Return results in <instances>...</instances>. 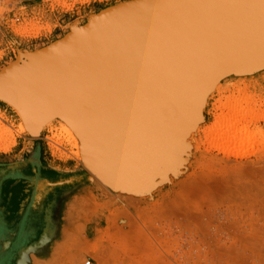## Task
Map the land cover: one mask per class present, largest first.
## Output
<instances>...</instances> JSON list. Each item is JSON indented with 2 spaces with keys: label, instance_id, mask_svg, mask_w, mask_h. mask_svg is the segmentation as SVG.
I'll use <instances>...</instances> for the list:
<instances>
[{
  "label": "rangeland",
  "instance_id": "1",
  "mask_svg": "<svg viewBox=\"0 0 264 264\" xmlns=\"http://www.w3.org/2000/svg\"><path fill=\"white\" fill-rule=\"evenodd\" d=\"M169 1H171V3ZM200 1L201 0H0V128L9 129V140L13 141V144L6 149L0 146V199H4V197L7 198V196L15 192V196H23L27 202L35 205L39 204L45 195L49 193L54 194L56 189L63 191L66 188V190L76 191V185H79V188L87 183L89 178L93 177L98 180L97 184L92 178L94 192L106 199L110 207L112 206L111 212H88L87 219L81 222L83 225H86L81 236H79L78 232L76 233V229L70 233V236L73 237L74 240L77 239L75 242H70V239L65 240L57 249L39 246L36 250H33L29 258L21 260V262L23 261L22 264H85L87 261H89V264H111V262L112 264H150L151 262V264H166L165 262L167 261V264H223L227 260L226 263L230 264L232 262L231 264H234L235 261H232L233 258L227 259V255L224 256L223 252L221 253L223 249L227 252L226 248H229V252V250L232 249L231 245L234 246L237 244V242L236 244L232 243L233 237L240 236L244 233V230L248 233L249 229H251V231L253 229L254 233L255 230L258 232L263 230L262 233L264 232V173H262V171H264V69L256 75H253V77L241 76L243 73H239L224 78L227 75H231L230 67L234 62L230 61L231 59H227L228 56L225 57L223 55L225 49L224 45L232 44V37L224 39L222 35L223 33L234 31L242 32L245 35L249 34V37H246L243 42V51L247 49L245 51L246 53L242 52V54H247L260 48L261 44L264 43L261 40V38H264V0ZM172 2L174 3L172 4ZM215 2H217V4ZM218 2H220V6ZM163 7H166V9L168 8L166 10L167 12ZM169 8H172L171 12H168V10H170ZM180 9L182 10L180 11ZM152 11L156 12V14L154 13L155 18H152V15H150ZM169 13H171V15ZM220 14L224 15H221V17ZM182 16H184V18L187 17L185 19L187 22L185 20V22L183 21L184 18ZM188 16H190V18ZM157 20H163V22L159 23ZM180 23L189 29L187 30L189 35L198 40L199 49L197 47V52H200L194 53V55H198L201 59H203L204 56L206 60L205 62L202 60L200 67H195L194 69L192 67L191 72H193V74L191 76L189 74V77L184 81L183 85L177 86V88L174 89V97L176 100L174 112L176 114V120L173 119L171 121L168 119V114L163 120H160L159 116H156L154 119L151 118L150 121L144 125L146 127L143 133H139L140 135L138 134L139 136H143V138L148 136L149 143L147 144L146 142L144 146L139 143L134 147L132 144H128L130 145L128 149L131 151L136 149L134 152L135 156L132 157V159H126L118 164L115 163L116 167H112L105 163L104 160L106 159L104 155L100 156L102 151L101 154L99 152V157L97 158V149L94 150L93 143H91V145L93 144L92 146L90 142L88 143L89 132L84 129L82 130L81 123L83 121H80L83 117L72 111V109L70 110L69 108L57 105L50 106L51 104H49L47 99H43L40 94H37L38 85H36L35 82H38L40 79L42 80L39 82H42L48 70L57 68L67 61L71 64L72 61L70 56L79 54L80 51L74 49L79 50L78 44L81 42L86 43V49L84 51H89V49L96 46H103L101 52L105 53L114 46V49L111 48L112 51L110 50L111 53L108 52L110 55L116 53V50L122 49V46H119V44L121 41L124 42L123 39L126 33H130L133 38H140L150 32L165 34V32L172 29L173 26V29L177 28L175 27L177 24L180 26ZM215 27L216 29L213 30ZM107 32L111 36L109 37L111 41L106 36L112 43V45L110 44V48V42H107L108 44L103 42V40L106 41L105 39H107L103 38L104 34ZM216 34H218V36ZM158 36L162 37V35ZM112 40L114 41L112 42ZM74 42L76 43L74 44ZM94 42H96L95 45H89ZM146 43L147 45H153L155 40L152 39ZM209 47L216 50V54L214 52H212V55L210 54L213 61L210 59V64L207 65V59L210 58L208 55L209 51L207 53L204 49H209ZM103 49L105 51H103ZM202 50L204 51L202 52ZM102 53L100 56L105 55ZM106 55L108 54L106 53ZM237 55H239V53H237ZM224 65L225 67L223 68ZM80 68L81 65L77 66V68L73 69L71 72L74 74ZM202 73L204 75H202ZM25 80L26 85L25 83L23 84ZM27 80H29V82ZM219 80L220 82L217 84L215 90L211 91L213 85ZM11 83L13 84L11 85ZM17 83L25 86H28L30 83L28 87L31 89L28 88L24 90V86L22 85V88L21 86L18 87L20 84ZM14 84L17 85L15 86ZM199 95L200 97H198ZM241 96L243 98L245 96V103L248 102V104L241 102ZM26 98L28 101H26ZM237 98L239 100L235 102ZM194 100H197V103L194 102ZM230 100L233 102L229 103ZM238 101L242 104L241 108L245 106L244 110L246 112V107H251L250 110L256 109L253 113V110L250 111L248 108L247 113L249 115H252V113L256 114L255 118H252L253 120H250L251 117L248 114V117L245 115L246 112L244 113L242 111L243 109L239 107L238 103L240 104V102ZM242 101L244 100L242 99ZM250 101H253L252 103L255 105L251 106L252 103ZM224 103H229V108H231V105L234 103L236 107L237 103L239 109H234L238 110L237 112H240V114L244 113V118L247 117L252 121L250 122L251 124L247 118L243 123L244 118H241L243 115H237V112L232 108L231 111L234 110V113L231 111L228 113V104L225 105V107L227 106L226 108L220 106V104L222 105ZM222 111L224 112L222 113ZM226 112L230 115V118L227 114L223 115ZM230 112L232 114L236 113L234 116L238 117L239 120H237L238 118L233 119L234 116L230 114ZM258 114L261 115L260 119ZM220 115H223V118H220ZM225 116L226 118H224ZM227 116L232 122L234 121L233 125L230 120H225ZM49 119H51V122L47 123V121H50ZM235 119L237 121H235ZM75 120L79 124H76ZM59 121L64 122L67 127L71 126L72 130L69 128L70 133L71 136L74 137L71 138V143H69V139L66 140L65 143L59 144V142H61L59 137L62 132L64 133V131L61 132L63 126ZM236 123L241 124L234 128V124ZM216 124L223 131L228 128L227 126H229V124L232 127L229 126L225 133L220 131V136L222 137H219V133L217 132L219 128L213 126ZM243 124L246 125L245 129ZM19 126L23 128V131H20ZM209 127H216V132L213 131V128L211 130ZM222 127L225 128L223 129ZM193 128L197 133L196 136ZM208 128L212 131H210V135L212 136L210 137L214 138L215 136L216 140H212L215 143L212 141V143L209 142L211 138L207 137L209 136V134H207V131H209ZM236 128L239 131L237 130V132H235ZM243 130H245V132ZM82 131H85V133ZM204 131L205 135L203 133ZM216 133L218 134L215 135ZM191 134L194 136L191 138L189 137V139L188 135L191 136ZM231 134L233 135L231 136ZM249 134H254L253 136L259 138L255 140V137H253L256 142L253 138L251 140L245 138V136L247 137ZM204 136H206L207 139H205L209 143L204 139ZM241 136L249 141L240 142L239 140L242 139ZM78 137L79 140L81 139L82 141H79ZM135 137L138 139L136 134ZM193 137H195L194 141L192 139ZM227 140L231 142H227ZM90 150L92 155L87 153V151ZM90 156L93 158L91 159ZM88 160L91 161L88 162ZM200 164H202V167ZM226 167L233 171L229 172V169ZM235 171H239V176ZM221 175L223 177H221ZM235 177H240V181L238 179L235 180L236 182L232 181ZM261 177L263 178L261 179ZM219 178L221 180L227 178V181H229L228 178H234L231 180L232 182H227V185H233V188H235L233 191L235 192L231 190V192H228L229 194L226 195L224 192L223 195V192L219 189L221 186V180ZM241 179L243 181H241ZM237 182L238 186L235 185ZM239 182L241 184L243 183V185L239 186ZM257 183L259 186H254ZM198 184H200V186H198ZM243 187L247 190L243 189ZM205 188L206 191L204 192L203 190H205ZM87 189L89 188L85 186L84 191H87ZM198 190L203 192H198ZM203 193L204 195L201 196ZM206 194L207 197H205ZM131 196L133 198H131ZM181 196L184 197L181 198ZM244 199L247 200V202ZM184 203L186 205H184ZM203 203L204 207H201ZM205 206H207V208ZM181 210H183V212ZM189 213H191V216ZM193 214L195 218H193ZM129 220L131 221L129 222ZM132 220L134 221L132 222ZM189 220H191V222H189ZM235 222L238 223L236 224ZM129 224H132L131 227ZM135 226L138 227L135 229ZM258 227H261V229ZM119 231L122 234L126 232L128 234L121 235ZM5 233L6 230H4L2 235ZM239 233L240 235H238ZM74 234L77 238L74 237ZM117 234L120 235L117 236ZM135 234L136 236L139 235L140 238H137ZM216 234L219 236H216ZM256 234L258 233L256 232ZM110 235H113V237L116 236L117 238L121 236L124 241L131 236L129 238L130 240L128 239L129 241H125L127 243H125V246H129V244L133 242L131 240L136 239L137 242L134 241L135 243L133 242V246L130 244V247L126 248L124 247L123 239H113ZM124 236L126 237L124 238ZM256 236H253V238L255 237L257 239L256 241L254 240L255 238L253 239L256 245L253 240H249L250 242L247 241V243L245 242V246L243 245L245 249L248 243L251 242L254 243L253 245L251 243V245H255V248L263 247L262 249H264L262 244L257 246V242L261 236ZM96 237L98 239L97 243L102 245L105 251H107L108 248V255L111 253L115 255V258H112L110 262H108V259L113 256L112 254L111 257L109 256L110 258H108L105 253L99 257L96 251H94L95 248L92 247L93 244L88 242ZM143 237H145L146 240H143ZM263 237L262 239L260 238V241L264 243ZM150 239L152 241H150ZM117 240L123 243L122 246L118 242L121 249L116 243ZM5 243L6 240L4 238L1 239L0 233V264H3L8 250L4 247ZM111 244L114 245V248L111 247ZM144 245L146 250L142 248ZM148 245L150 251L147 250V248H149ZM251 245L249 244V247ZM249 247H247L245 251L248 256H250L249 254L253 249L251 247V251H248ZM135 248L138 250L136 251L137 253H133ZM259 248L258 252L254 249L253 253L260 254L264 251ZM122 252L125 255L121 254ZM217 253H221L219 255L222 258ZM105 255L107 256L106 261ZM139 255L144 256L140 257ZM216 255H218L219 258H217ZM261 255L264 257L262 253ZM145 257L146 259H143ZM252 257L253 260L248 258L249 261H252V264H257V262H259L256 260L257 258L251 255L250 258L252 259ZM213 259L215 260L213 261ZM219 259H224L226 261L223 260L222 262ZM135 260L136 262H134ZM145 260L147 263H145ZM242 260L236 263H250L244 260L242 262ZM260 260L262 259L260 258Z\"/></svg>",
  "mask_w": 264,
  "mask_h": 264
},
{
  "label": "bare ground",
  "instance_id": "2",
  "mask_svg": "<svg viewBox=\"0 0 264 264\" xmlns=\"http://www.w3.org/2000/svg\"><path fill=\"white\" fill-rule=\"evenodd\" d=\"M175 1V0H174ZM179 1V0H178ZM189 1V0H188ZM202 1V0H201ZM200 1V2H201ZM216 1H218V0H216ZM231 1V0H230ZM251 1V0H250ZM170 3H171V1H169ZM168 2V3H169ZM182 2V1H181ZM199 2V3H200ZM209 2H210V0H209ZM209 2H208V4H209ZM228 2V1H227ZM226 2V3H227ZM174 2H172V4H173ZM192 3H194V2H192ZM216 4H217V2H215ZM220 2H218V5L220 6V4H219ZM223 3V2H222ZM171 4V5H172ZM177 4V3H176ZM175 4V5H176ZM190 4H191V2H190ZM208 4H207V6H208ZM167 5V4H166ZM165 5V6H166ZM170 5V6H171ZM186 5V4H185ZM211 5V4H210ZM213 5H214V3H213ZM248 5V4H247ZM175 7V6H174ZM163 8H165V11L168 9H166V7H163ZM172 8H173V6H172ZM172 8L170 9V10H168V12L170 11H172ZM213 8V7H212ZM222 8V7H221ZM174 9V8H173ZM183 9V8H182ZM182 9H180V11L182 10ZM226 9V8H225ZM154 10V9H153ZM157 10H158V7H157ZM156 10V11H157ZM175 11V10H174ZM167 12V11H166ZM185 12V11H184ZM205 12V11H204ZM204 12H203V14H204ZM207 12H208V9H207ZM225 12V11H224ZM243 12V11H242ZM153 13V14H152ZM154 13L156 14V12H151V14L150 15H152V18L154 17ZM175 13V12H174ZM127 14V13H126ZM126 14H124V15H126ZM136 14V13H135ZM170 15H171V13H169ZM178 14V13H177ZM185 14V13H184ZM207 14V13H206ZM210 14V13H209ZM244 14V13H243ZM133 15V14H132ZM173 15V14H172ZM175 15V14H174ZM179 15V14H178ZM221 15H224V14H220V16ZM235 15V14H234ZM239 15V14H238ZM130 16H131V14H130ZM158 16V15H157ZM204 16V15H203ZM179 17V16H178ZM183 18H184V16H182ZM189 18H190V16H188ZM222 17V16H221ZM232 17V16H231ZM243 17V16H242ZM139 18V17H138ZM155 18V17H154ZM173 18V17H172ZM172 18H171V20H172ZM182 18V19H183ZM187 18V17H186ZM186 18H184L183 19V21L186 19ZM188 18V19H189ZM256 18V17H255ZM156 19H158V18H156ZM187 19V20H188ZM232 19V18H231ZM255 20V19H254ZM158 21V20H157ZM182 21V22H183ZM186 21V20H185ZM184 21V22H185ZM159 23L160 22H163V20H160V21H158ZM181 22V23H182ZM187 22V21H186ZM201 22V21H200ZM181 23H180V26H178L179 24H177L175 27H177V28H175V29H173L174 28V26H173V28L172 29H170V30H167V32H165V30H164V32H165V34H158V33H156V32H150V33H147V34H145V35H143L142 37H140V38H133L132 36H131V34L129 33H126L125 35H124V42H122L121 41V43L119 44V46L121 45L122 46V49L120 50V49H118V50H116V51H113V52H116V53H114V54H110L109 55V53H111L110 52V50H111V48H113V47H111L110 48V44L112 45V43L110 42L111 41V39L109 38V37H111L110 36V34H108V32L107 33H105L104 34V36H103V38H109V40H108V38L107 39H105L106 41H104L103 40V42H110L109 43V48H110V50L107 52H103L105 55H106V53L108 54V55H101L100 56V54L102 53L101 52V50H102V47L101 46H96V47H93V48H91V49H89V51H84L85 49H86V43H84V42H81L80 44H78V49L79 50H77V49H74V50H76V51H80L79 52V54H75L74 56H70L71 57V64H69L70 62H65V63H63V65H61V66H59V67H57V68H52V69H50V70H48L46 73H45V76H44V78H43V81L42 82H39V81H41L42 79H38L37 81L38 82H35L36 83V85H38V92H37V94L39 95H41V97L43 98V99H47L48 100V102H49V104H51L50 106H52V105H57V106H62V107H66V108H69L70 110L72 109V111H74L75 113H77V114H79L81 117H83L84 118V123H85V125L86 126H88L87 127V129L89 130V135H88V143L90 142V145H91V143H93L92 145L94 146V150H96L97 149V158L99 157L98 155H99V152H100V154H101V151H102V154L100 155V156H102V155H104V158L107 160H104L105 161V163L106 164H108V165H110V166H112V167H116V165H115V163L116 164H118V163H120V162H122V161H125L126 159L128 160V159H132V157H134L135 156V150L134 151H131L130 149H128L129 148V146L130 145H128V144H132V146L134 147V146H136L137 144H142V146H144L145 145V143L147 142V144L149 143V140H148V136H145L144 138H143V136H139L141 133H143V131L145 130V127L146 126H144L145 124H147V122H149L150 121V119L152 118V119H154L156 116H159V119L160 120H163L165 117H166V115H167V117H168V119H170L171 121L173 120V119H175L176 120V114H175V112H174V110H175V92H174V89H176L177 88V86L179 87V86H181V85H183V83H184V81L185 80H187V78L189 77V74H190V76L193 74V72H191V69H192V67H193V69L195 68V67H200L201 65H200V63H202V60H203V62H205V58H204V56H203V59H201L198 55H194V53H199V52H197V47H198V49H199V45H198V40L195 38V37H193V36H191V35H189L188 34V31L187 30H189V29H187V27H185V26H183V25H181ZM192 23V22H191ZM191 23H190V25H191ZM232 23V22H231ZM247 23V22H246ZM215 24H216V22H215ZM218 25V24H217ZM247 25H248V23H247ZM192 26V25H191ZM221 28H222V26H221ZM102 29V28H101ZM100 29V30H101ZM214 29H216V27L215 28H213V30ZM102 31V30H101ZM100 31V32H101ZM104 33V32H103ZM191 33V32H190ZM192 34V33H191ZM194 34V33H193ZM158 35H162V37H159ZM195 35V34H194ZM217 36H218V34H216ZM223 35V38L224 39H228L229 37H232L231 39H232V44H230V45H228V44H225L224 45V52H223V55L225 56V57H227V59H231L230 61H233L235 64L239 61V60H241L242 59V57H244V56H247L249 53H247V54H242V52H244V53H246L245 51L247 50H245V51H243V42H244V40H245V38L246 37H249V34L248 35H245L244 33H242V32H236V31H234V32H229V33H223L222 34ZM107 36V37H106ZM102 37V36H101ZM155 40V43L153 44V45H151V44H149V45H147V43L146 42H148V41H150V40ZM262 39V38H261ZM108 40V41H107ZM122 40V39H121ZM257 40V39H256ZM114 40H112V42H113ZM216 41V40H215ZM97 42H100V41H97ZM76 42H74V44H75ZM95 43L96 42H94V43H91V44H89V45H95ZM107 43V44H108ZM117 43H119V42H117ZM258 43V42H257ZM261 43V42H260ZM215 44V43H214ZM256 44V43H255ZM212 46V45H211ZM261 46H263L262 44H261ZM260 46V47H261ZM91 47V46H90ZM107 47V46H106ZM105 47V48H106ZM116 47H118V46H116ZM115 47V48H116ZM255 47H257V46H255ZM107 49V48H106ZM114 49V48H113ZM253 49H254V46H253ZM260 49V48H259ZM263 49V48H262ZM196 50V51H195ZM205 50V52H207L208 53V51H209V53H208V55H209V57H210V54L212 55V52H214L215 53V51L216 50H213V48L212 47H209V49H204ZM204 50H202V52L204 51ZM261 50V49H260ZM103 51H105L104 49H103ZM112 51V50H111ZM218 51V50H217ZM256 51V50H255ZM259 51V50H258ZM262 51V50H261ZM261 51H259V52H261ZM250 52V51H249ZM263 52H264V50H263ZM102 53V54H103ZM220 53V52H219ZM237 53H239V55H237ZM251 53V52H250ZM258 53V52H257ZM216 54V53H215ZM261 54V53H260ZM251 55H252V53H251ZM263 55H264V53H263ZM262 54H261V56H263ZM215 56V55H214ZM233 56H234V58H233ZM249 56V55H248ZM67 57H68V55H67ZM258 57H259V55H258ZM69 58V57H68ZM251 58V57H250ZM255 58H257V56L255 57ZM254 58V59H255ZM260 58V57H259ZM210 59H211V57L209 58V59H207V65H209L210 63ZM249 59V58H248ZM253 59V58H252ZM251 59V60H252ZM247 60V59H246ZM70 61V60H69ZM211 61H213L212 59H211ZM242 61V60H241ZM247 61H249V60H247ZM222 62V61H221ZM250 62H252V61H250ZM229 63V62H228ZM239 63H240V61H239ZM247 63V62H246ZM45 65H46V63H45ZM44 65V66H45ZM79 65H81V68L80 69H78V71L77 72H75L74 74L71 72V71H73V69H75V68H77V66H79ZM83 66V67H82ZM244 66V65H243ZM245 66H247V65H245ZM262 66V65H261ZM225 67V65L223 66V68ZM240 67H242V66H240ZM256 67V66H255ZM237 68V67H236ZM239 68V67H238ZM232 69H234V68H232ZM232 69H231V73H232ZM243 69V68H242ZM221 70V69H220ZM219 70V71H220ZM240 70V69H239ZM238 70V71H239ZM74 71H76V70H74ZM191 72V73H190ZM217 72V71H216ZM221 72V71H220ZM241 72V71H240ZM204 73V72H203ZM202 73V75H204ZM228 73H230V72H228ZM235 73V72H234ZM237 73V72H236ZM239 73V72H238ZM22 76V75H21ZM230 75H227V76H225L224 78H228ZM17 77V76H16ZM203 77V76H202ZM28 82H29V80H27ZM32 81V80H31ZM31 81H30V83H31ZM23 82V81H22ZM21 82V83H22ZM33 82V81H32ZM188 82V81H187ZM213 82V81H212ZM220 82V80L217 82V83H215V85H213V87L211 88V91L212 90H215V88H216V86H217V84ZM25 83V85H26V80L23 82V84ZM30 83H29V85H30ZM182 83V84H181ZM197 83V82H196ZM13 83H11V85H12ZM17 84H20V83H17ZM16 84V85H17ZM22 84V85H23ZM32 84H34V83H32ZM178 84H180V85H178ZM15 85V84H14ZM15 85V86H16ZM22 85L20 84V85H18V87L19 86H21V88H22ZM25 85H23L24 86V90H27L29 87V85L28 86H25ZM18 87H15L16 89L18 88ZM27 87V88H26ZM31 87V86H30ZM220 88H221V86H220ZM18 89H20V88H18ZM29 89H31V88H29ZM218 89V88H217ZM21 90V89H20ZM211 91H209V92H211ZM201 92V91H200ZM17 93V92H16ZM199 93V92H198ZM24 94H26V93H24ZM34 94V93H33ZM28 95V94H27ZM26 96V95H25ZM29 96V95H28ZM191 97V96H190ZM198 97H200V95L198 96ZM197 97V98H198ZM242 97V96H241ZM201 98H202V96H201ZM201 98H199V99H201ZM209 98H210V96H209ZM238 98H239V95H238ZM236 99V101H235V99H234V101L235 102H237V100H239V99ZM248 98V97H247ZM246 98V99H247ZM1 99V98H0ZM27 99V98H26ZM42 99V100H43ZM199 99H198V101H199ZM241 99V102L243 103H245V96H244V98L242 97V98H240ZM242 99L244 100V101H242ZM226 100V99H225ZM233 100V99H232ZM250 100H251V98H250ZM252 100H253V98H252ZM5 101V100H4ZM26 101H28V99L26 100ZM30 101V100H29ZM182 101V100H181ZM197 101V100H196ZM195 100H194V102H196ZM228 101H229V99H228ZM248 101V100H247ZM254 101V100H253ZM252 101V102H253ZM39 102H41V101H39ZM233 101H231L230 100V102L229 103H232ZM238 102H240V101H238ZM241 102H240V104L238 103V105H239V107L241 108ZM251 102V101H250ZM251 102V103H252ZM9 103H12V102H9ZM197 103V102H196ZM229 103H226V104H228L226 107H227V109L229 108ZM254 103H255V101H254ZM254 103H252L251 104V106L253 105H255ZM31 104V103H30ZM215 104V103H214ZM225 103L224 104H220V106H224L225 107V105H226ZM245 104H248V102H246ZM250 104V103H249ZM12 105V104H11ZM44 105V104H43ZM231 105V104H230ZM237 105V103H236V107H235V103L233 104V105H231L232 107V109H234V108H238L239 109V107H237L238 106ZM15 106V105H14ZM42 106V105H41ZM234 106V107H233ZM225 107V108H226ZM14 108V107H13ZM30 108V107H29ZM43 108V107H42ZM61 108V107H60ZM231 108H229L228 110H227V112L229 113V111H231L232 109ZM244 108H245V106L244 107H242L241 109H243L242 111L245 113L246 111L244 110ZM247 109V112H248V108H249V110H250V108L251 107H246ZM32 109V108H31ZM217 109V108H216ZM241 109H240V111H241ZM224 110V109H223ZM226 110V109H225ZM235 110V109H234ZM234 110L233 111H231L232 113H234ZM253 110V109H252ZM252 110H250V111H252ZM254 110H256V109H254ZM254 110L252 111L253 113H254ZM31 111V110H30ZM238 110H235V112H237ZM258 111V110H257ZM32 112H35V111H32ZM224 111H222V113H223ZM224 113L223 115H225V114H227L228 115V113ZM230 112V114H232ZM245 113V115L247 116V114L248 113ZM252 112H249V113H252ZM72 113V112H71ZM221 113V114H222ZM244 113L243 114H240V112H237V115L238 114H240V115H243L241 118L243 119L244 118ZM252 113V115H249L251 118H250V120H253L252 118L254 117L255 118V115L256 114H253ZM258 113V112H257ZM236 114V113H235ZM235 114H232L233 116L235 115ZM223 115H220V118H223L222 116ZM231 115V116H232ZM239 115V116H240ZM254 115V116H253ZM259 115V119H260V114H258ZM55 116V115H54ZM229 116V118H230V115H228ZM228 116H227V119H225V120H230V119H228ZM263 116V115H262ZM61 117V116H60ZM248 117V116H247ZM247 117H245L244 119H243V123L245 122V119L247 118ZM257 117V116H256ZM79 118V117H78ZM215 118V117H214ZM224 118H226V116L224 117ZM234 118H238V117H233V119ZM241 118H240V120H241ZM248 119V118H247ZM246 119V120H247ZM256 119H258V118H256ZM256 119H255V121H256ZM50 121H47V123L48 122H51V119H49ZM54 120V119H53ZM63 120V119H62ZM221 120V119H220ZM224 120V121H225ZM237 120H239V118L237 119ZM236 119H235V121H237ZM249 120V119H248ZM249 120V123L250 122H252V121H250ZM61 121V120H60ZM59 121V122H60ZM76 121V120H75ZM217 122V121H216ZM227 122V121H226ZM229 122V121H228ZM230 122H231V124L233 125V122H232V120H230ZM61 124H62V130H61V132L62 131H64V133L62 132L61 133V136L59 137V139L61 140V142H59V144L61 143V144H63V143H65L66 142V140H69L70 139V142L69 143H71L72 142V140H71V138H74V137H72L71 136V133H70V129L72 130V128H71V126H69V127H67L66 126V124L64 123V122H60ZM225 123V122H224ZM246 123H247V121H246ZM76 124H79V123H77V121H76ZM241 123H236V124H234L235 126H234V128L237 126V125H240ZM251 124V123H250ZM199 125V124H198ZM244 125V124H243ZM243 125H241V126H243ZM82 126V125H81ZM213 126H216L217 128H219L218 126H217V124L216 125H213ZM221 126V125H220ZM224 126V125H223ZM226 126V125H225ZM229 126H231L230 124H229ZM229 126H227L228 128H229ZM245 126L246 125H244L243 127H244V129H245ZM20 127V126H19ZM78 127H79V125H78ZM216 127H209L211 130H212V128H213V131H215V128ZM226 127V128H227ZM232 127V126H231ZM240 127V126H239ZM239 127H237V128H239ZM70 128V129H69ZM195 128V127H194ZM193 128V129H194ZM200 128V127H199ZM207 128V127H206ZM208 128V129H209ZM216 128V129H217ZM223 128V127H222ZM225 128V127H224ZM223 128V129H224ZM228 128L227 129H225V131H223L222 129H217L218 131V133H219V137H222V136H220V131L221 132H226V130H228ZM236 128V131L235 132H237V129ZM84 128H82V130H83ZM192 129V130H193ZM196 129V128H195ZM195 129H194V132H195ZM209 129V131H207V134H209V136H207V137H210L211 135H210V130ZM231 129V128H230ZM41 130V129H40ZM85 130V129H84ZM247 130H248V128H247ZM246 130V131H247ZM20 131H23V128L22 127H20ZM239 131V130H238ZM244 132H245V130H243ZM74 132V131H73ZM83 132V131H82ZM190 132V131H189ZM188 132V133H189ZM212 132V131H211ZM216 132V131H215ZM251 132V131H250ZM255 132V131H254ZM257 132V131H256ZM260 132H261V130H260ZM21 133V132H20ZM70 133V134H69ZM74 133H76V132H74ZM83 133H85V131L83 132ZM140 133V134H139ZM191 133V132H190ZM204 133V135H205V131L203 132ZM214 133V132H213ZM218 133H216L215 135H217ZM231 133H233V132H231ZM249 133V132H248ZM252 133V132H251ZM10 134V131H9V129L8 130H6L5 128H0V146L1 147H3L4 149H6V148H8L11 144H13V141L11 140H9V135ZM135 134H136V136H137V138L138 139H136V137H135ZM139 134V135H138ZM196 132H195V136H196ZM229 134V133H228ZM234 134V133H233ZM233 134H231V136L233 135ZM236 134V133H235ZM240 134V133H239ZM256 134V133H255ZM12 135V134H11ZM254 134H249V135H247V137L245 136V138H247V139H249V140H251L253 137H255V136H253ZM261 135V134H260ZM13 136V135H12ZM192 136H194V135H192L191 134V136H189L188 135V138L190 137H192ZM206 136H204V139L206 138ZM239 136V135H238ZM249 136V137H248ZM252 136V137H251ZM259 136V135H258ZM66 137H67V139H66ZM212 137V136H211ZM210 137V138H211ZM242 137V136H241ZM8 138V139H7ZM12 138V137H11ZM187 138V137H186ZM185 138V139H186ZM189 138V139H190ZM194 138L195 137H193L192 139H193V141H194ZM228 138H230V137H228ZM243 138L244 137H242V141L241 140H239L238 138V140L240 141V142H248L249 140H246L245 138H244V140H243ZM259 137H255V140L256 139H258ZM14 139V138H13ZM207 139V138H206ZM205 139V140H206ZM209 139V138H208ZM222 139V138H221ZM220 139V140H221ZM76 140V139H75ZM78 140H79V137H78ZM183 140V139H182ZM212 140H216L215 139V136H214V138H211V140L209 139V142H211ZM218 140H219V138H218ZM253 140H254V138H253ZM254 140V141H255ZM79 141H82L81 139L79 140ZM187 141V140H186ZM207 141V140H206ZM226 141V140H225ZM228 141H230V140H227V142ZM253 141V142H254ZM258 141V140H257ZM74 142H76V141H74ZM208 141H207V143H209ZM212 142H214V141H212ZM211 142V143H212ZM231 142V141H230ZM256 142V141H255ZM259 142V141H258ZM57 143V142H56ZM79 143V142H78ZM191 143V142H190ZM206 143V144H207ZM215 143V142H214ZM236 143V142H235ZM58 144V145H59ZM75 144H77V143H75ZM84 144H86V143H84ZM230 144H232V143H230ZM242 144H245V143H242ZM74 145V144H73ZM82 145V144H81ZM88 145V144H87ZM91 145V146H92ZM210 145V144H209ZM83 146V145H82ZM81 146V147H82ZM86 146V145H85ZM57 147V146H56ZM168 147V146H167ZM216 147V146H215ZM220 147V146H219ZM92 148V147H91ZM207 148V147H206ZM217 148V147H216ZM225 148V147H224ZM81 150H82V148H81ZM89 150V149H88ZM94 150H93V152H94ZM204 150H206V149H204ZM226 150V149H225ZM241 150V149H240ZM260 150V149H259ZM224 151V150H223ZM242 151V150H241ZM82 152V151H81ZM91 152V150L90 151H87V153L89 154ZM225 152V151H224ZM229 152V151H228ZM227 152V153H228ZM246 152V151H245ZM250 152V151H249ZM85 153H86V149H85ZM92 153V152H91ZM90 153V155H92ZM170 153H171V151H170ZM219 153V152H218ZM165 154V153H164ZM228 154H230V153H228ZM227 154V155H228ZM233 154V153H232ZM85 155V154H84ZM168 156V155H167ZM91 157V156H90ZM89 157V158H90ZM202 157V156H201ZM82 158V157H81ZM93 157H91V159H92ZM102 159V158H101ZM91 160H88V162H90ZM212 161V160H211ZM84 162H85V158H84ZM87 162V163H88ZM213 163V162H212ZM214 164V163H213ZM201 165V167H202V164H200ZM206 165V164H205ZM216 165H218V164H216ZM230 166V165H229ZM239 166V165H238ZM237 166V167H238ZM89 167V166H88ZM207 167V166H206ZM231 167V166H230ZM248 167V166H247ZM259 167H261V166H259ZM225 168V167H224ZM223 168V169H224ZM226 168H228V167H226ZM232 168V167H231ZM243 168V167H242ZM263 168V167H262ZM91 169V168H90ZM209 169V168H208ZM222 169V168H221ZM229 169V168H228ZM245 169V168H244ZM243 169V170H244ZM211 170H212V168H211ZM211 170H209V171H211ZM215 170H216V168H215ZM249 170V169H248ZM213 171V170H212ZM221 171V170H220ZM224 171V170H223ZM230 171H233V170H231V169H229V172ZM198 172V171H197ZM222 172V171H221ZM225 172V171H224ZM228 172V171H227ZM236 172V171H235ZM234 172V173H235ZM239 172V171H238ZM238 172H236L237 173V175H238ZM242 172H244V171H242ZM242 172H241V174H242ZM91 173V172H90ZM114 173V172H113ZM210 173V172H209ZM259 173V172H258ZM262 173H264V171H262ZM93 174V173H92ZM211 174H212V172H211ZM225 174V173H224ZM240 174V173H239ZM260 175H262L261 173H259ZM108 175V174H107ZM190 175V174H189ZM257 175V174H256ZM93 176V175H92ZM97 176V175H96ZM217 176V175H216ZM218 176H219V174H218ZM239 176V175H238ZM246 176V175H245ZM247 176H250V175H247ZM98 177V176H97ZM191 177V176H190ZM207 177V176H206ZM214 177V176H213ZM221 177H223L222 175H221ZM252 177V176H251ZM93 178V177H92ZM192 178V177H191ZM210 178H211V176H210ZM210 178H209V181H210ZM242 178V177H241ZM263 177H261V179H262ZM199 179V178H198ZM207 179H208V177H207ZM212 179V178H211ZM220 179V178H219ZM225 179V178H224ZM227 179V178H226ZM221 180V186L219 187V189L223 192L222 194L224 195V192H225V194L227 195V194H229L228 192L230 191L231 192V190L233 191L235 188H233V185H227L232 179H234V178H228V180L229 181H227V180ZM239 180L240 179V177L238 178H236L235 177V179L234 180H232V181H235V180ZM247 179H249V178H247ZM251 179V178H250ZM93 180L97 183V179L96 178H93ZM202 180V179H201ZM254 180H255V178H254ZM205 181V180H204ZM231 181V182H232ZM240 181V180H239ZM241 181H243L242 179H241ZM228 182V183H227ZM236 182V181H235ZM205 183V182H204ZM98 184V183H97ZM207 184H209V183H207ZM238 184V182L237 183H235V185H237ZM239 186H241V185H243V183L241 184L240 182H239ZM96 185V184H95ZM101 185V184H100ZM99 185V186H100ZM234 185V186H235ZM258 185V183L256 184V185H254V186H257ZM98 186V185H97ZM98 186V187H99ZM198 186H200V184H198ZM207 186V185H206ZM238 186V185H237ZM245 186H246V184H245ZM250 186V185H249ZM259 186V185H258ZM101 187V186H100ZM193 187V186H192ZM202 187V186H201ZM236 187V186H235ZM263 187V186H262ZM261 187V188H262ZM187 188V187H186ZM189 188V187H188ZM197 188V187H196ZM203 188H204V186H203ZM242 188V187H241ZM258 188V187H257ZM198 189V188H197ZM201 189V188H200ZM199 189V190H200ZM243 189H246V188H244L243 187ZM251 189V188H250ZM254 189V188H253ZM264 189V188H263ZM112 190V189H111ZM198 190V192H205L206 191V188H205V190H203V191H199ZM208 190H209V188H208ZM208 190H207V192H208ZM247 190V189H246ZM190 191V190H189ZM261 191H263V190H261ZM233 192H235V191H233ZM219 193V192H218ZM221 193V192H220ZM252 193V192H251ZM176 194V193H175ZM192 194V193H191ZM194 194H195V191H194ZM221 194V195H222ZM241 194V193H240ZM254 194V193H253ZM179 195V194H178ZM187 195V194H186ZM202 195H204V193L203 194H201V196ZM260 195V194H259ZM175 196V195H174ZM200 196V195H199ZM210 196H211V194H210ZM246 196V195H245ZM251 196V195H250ZM170 197V196H169ZM177 197V196H176ZM184 197V196H183ZM182 196H181V198H183ZM205 197H207V194H206V196ZM223 197V196H222ZM229 197V196H228ZM248 197V196H247ZM131 198H133L132 196H131ZM177 198H179V197H177ZM176 198V199H177ZM209 198V197H208ZM251 198H253V197H251ZM185 199H186V197H185ZM203 199V198H202ZM201 199V200H202ZM233 199V198H232ZM175 200V199H174ZM180 200V199H179ZM184 200V199H183ZM197 200V199H196ZM204 200V199H203ZM213 200H215V199H213ZM245 200V199H244ZM106 201V200H105ZM105 201H103V202H105ZM177 201V200H176ZM181 201V200H180ZM234 201V200H233ZM246 202H247V200H245ZM175 202V201H174ZM186 202V201H185ZM199 202V201H198ZM205 202V201H204ZM212 202V201H211ZM249 202V201H248ZM106 203V202H105ZM187 203V202H186ZM200 203V202H199ZM205 203H207V202H205ZM209 203V202H208ZM189 204V203H188ZM211 204V203H210ZM232 204H233V202H232ZM246 204V203H245ZM244 204V205H245ZM253 204H254V202H253ZM178 205V204H177ZM184 205H186L185 203H184ZM204 205V203L202 204V206L201 207H204L203 206ZM212 205V204H211ZM248 205H250V204H248ZM261 205V204H260ZM174 206V205H173ZM175 206H176V204H175ZM198 206V205H197ZM210 206V205H209ZM208 206V207H209ZM246 206V205H245ZM100 206H98V208H99ZM206 208H207V206H205ZM217 207V206H216ZM230 207V206H229ZM174 208V207H173ZM199 208V207H198ZM234 208H235V206H234ZM261 208V207H260ZM177 209V208H176ZM184 209V208H183ZM202 209V208H201ZM263 209V208H262ZM171 210V209H170ZM159 211V210H158ZM172 211V210H171ZM180 211V210H179ZM182 212H183V210H181ZM163 212V211H162ZM159 213V212H158ZM165 213V212H164ZM180 213V212H179ZM264 213V212H263ZM262 213V214H263ZM126 214V213H125ZM162 214V213H161ZM166 214V213H165ZM171 214V213H170ZM169 214V215H170ZM92 215V214H91ZM173 215V214H172ZM189 215L191 216V213H189ZM162 216V215H161ZM168 216V215H167ZM185 216V215H184ZM192 216H194V214L192 215ZM164 217H165V215H164ZM164 217H163V220H164ZM175 217V216H174ZM262 217V216H261ZM129 218V217H128ZM179 218V217H178ZM193 218H195V216L193 217ZM186 219H187V217H186ZM185 219V220H186ZM189 219V218H188ZM192 219V218H191ZM199 219V218H198ZM86 220V219H85ZM146 220V219H145ZM177 220V219H176ZM201 220V219H200ZM251 220V219H250ZM258 220V219H257ZM131 220H129V222H130ZM134 220H132V222H133ZM144 221V220H143ZM152 221V220H151ZM260 221V220H259ZM145 222V221H144ZM183 222V221H182ZM189 222H191V220H189ZM188 222V223H189ZM241 222V221H240ZM137 223V222H136ZM152 223V222H151ZM202 223V222H201ZM233 223V222H232ZM236 223V222H235ZM238 223V222H237ZM236 223V224H237ZM254 223V222H253ZM259 223V222H258ZM124 224V223H123ZM149 224V223H148ZM247 224H248V222H247ZM127 225V224H126ZM126 225H124V226H126ZM132 225V224H131ZM131 225L129 224V226L131 227ZM136 225V224H135ZM190 225V224H189ZM231 225H233V224H231ZM252 225V224H251ZM250 225V226H251ZM254 225V224H253ZM257 225V224H256ZM261 225V224H260ZM150 226H151V224H150ZM188 226V225H187ZM208 226V225H207ZM238 226H240V225H238ZM250 226H249V228H250ZM255 226V225H254ZM132 227H134V226H132ZM136 227H138V226H135V229H136ZM139 227H140V224H139ZM180 227V226H179ZM223 227V226H222ZM242 227V226H241ZM256 227V226H255ZM121 228V227H120ZM216 228V227H215ZM248 228V227H247ZM246 228V229H247ZM252 228V227H251ZM258 228H260L261 229V227H258ZM118 229V228H117ZM131 229V228H130ZM134 229V228H133ZM140 229V228H139ZM184 229H185V227H184ZM188 229V228H187ZM217 229V228H216ZM118 231V230H117ZM155 231H157V230H155ZM155 231H154V233H155ZM217 231V230H216ZM263 231V230H262ZM262 231L260 232H258L257 230H255V233H254V231H253V229H252V231H251V229H249V232L247 233V232H245V230H244V233L243 234H241L240 235V233L238 234V235H240V236H235V237H233V241H232V243H234V244H236V242H237V244L236 245H231V248L233 249V247H234V249L232 250V249H230L229 250V252H228V249L226 248V251L227 252H225V249H223V251H221V253L223 252V255L224 256H226L227 257V259H229V258H233L232 259V261L234 260L235 261V263L234 264H238L239 263V261L240 260H244V261H249V259L250 260H253V257H252V259L250 258L251 257V255L252 256H254L255 258H257L256 260L257 261H259V262H257V264H264V257H262V255H261V253L264 255V251L263 252H261V250H264V249H262L263 247L262 246H264L263 244V242H261L260 240L262 239V237H263V235H264V232L262 233ZM123 232H126V231H123ZM142 232V231H141ZM208 232V231H207ZM213 232V231H212ZM232 232V231H231ZM239 232V231H238ZM256 232L258 233V234H256ZM109 233V232H108ZM119 233H121L120 231H119ZM157 233V232H156ZM178 233V232H177ZM260 233V234H259ZM125 234H128L127 232L126 233H121V235H125ZM131 234V233H130ZM203 234V233H202ZM215 234V233H214ZM120 235V234H119ZM118 234H117V236H119ZM132 235V234H131ZM185 235V234H184ZM218 234H216V236H217ZM231 235V234H230ZM256 236V237H258L259 235L261 236H259L260 238H259V240H258V245L257 246H259V245H261L262 244V248H259V247H257V248H255V245H256V243L254 242V240L256 241L257 239L255 238H253V236ZM111 236V235H110ZM109 236V237H110ZM128 236V235H127ZM133 236V235H132ZM135 236H136V234H135ZM139 235H137L136 237L137 238H140V236L138 237ZM180 236V235H179ZM219 236V235H218ZM113 239L114 238H116V239H118V240H122L123 238H121V236L120 237H116V236H114L113 237V235L111 236ZM126 236H124V238H125ZM131 237V236H130ZM129 237V238H130ZM209 237V236H208ZM215 237V236H214ZM103 238V237H102ZM120 238V239H119ZM129 238H126L125 239V241L127 242V241H129L130 239ZM144 239L143 240H146V238L145 237H143ZM167 238V237H166ZM176 238V237H175ZM235 238V239H234ZM264 238V237H263ZM92 239V238H91ZM129 239V240H128ZM132 239H133V237H132ZM254 239V240H253ZM97 237L96 238H94V239H92L91 241L89 240L88 242H91L92 244V247H94L95 248V250L94 251H96V253H97V255L99 256V257H101V255L102 254H106L107 256H108V258H110L111 257V254L113 255V253H111L110 255H108L107 253V251H108V248H107V246H106V248H107V251H105V249H104V247L102 246V245H99L98 243H97ZM117 240V245L119 246V244L120 245H122L123 243H124V247H130V244H132L131 246H133V244L135 243V242H137L136 241V239H134V240H131V241H135L134 243L133 242H131L130 244H129V246H125L127 243L124 241V239H123V243H120L119 241ZM148 240V239H147ZM202 240V239H201ZM249 240H253V242L255 243V245L254 246H252L254 243L253 242H251L252 243V245H251V243H248V245H247V247H249V244L251 245L249 248H248V251L250 250V249H252V251L250 252V256H248V255H246L247 253L245 252L246 250H247V247H246V249H245V242L247 243V241L248 242H250ZM264 240V239H263ZM262 240V241H263ZM142 241V240H141ZM149 241V240H148ZM150 241H152L151 239H150ZM163 241V240H162ZM73 242V241H72ZM118 242H119V244H118ZM140 242V241H139ZM138 242V243H139ZM143 242H145V241H143ZM261 242V243H260ZM126 243V244H125ZM137 243V244H138ZM148 243V242H147ZM150 243H152V242H150ZM202 243V242H201ZM142 244H144V243H142ZM149 244V243H148ZM174 244V243H173ZM204 244V243H203ZM89 245H90V243H89ZM109 245V244H108ZM112 245V244H111ZM140 245V244H139ZM147 245V244H146ZM190 245V244H189ZM208 245V244H207ZM225 245V244H224ZM230 245V244H229ZM244 245V246H243ZM114 245H112L111 247L112 248H114L113 247ZM123 246V245H122ZM136 246H138V245H136ZM243 246V247H242ZM147 247V246H146ZM148 247H149V245H148ZM153 247V246H152ZM151 247V248H152ZM176 247V246H175ZM229 247V246H228ZM252 247V248H251ZM119 248H120V246H119ZM132 248V247H131ZM138 248H140L139 246H138ZM143 249L145 248V245L142 247ZM216 248V247H215ZM220 248V247H219ZM258 248L259 249H261L260 250V254H255V252L253 253V251H254V249L258 252L259 250H258ZM115 249H117V248H115ZM121 249V248H120ZM122 249H123V247H122ZM133 249V248H132ZM136 249V250H135ZM134 249V252L133 253H137L136 251H138L137 250V248H135ZM156 249V248H155ZM145 250H146V248H145ZM144 250V251H145ZM147 250H149L150 251V247L149 248H147ZM159 250V249H158ZM197 250V249H196ZM93 251V252H94ZM129 251V250H128ZM143 251V250H142ZM113 252V251H112ZM130 252V251H129ZM210 252V251H209ZM212 252V251H211ZM196 253H197V251H196ZM221 253H219V254H221ZM115 254V253H114ZM121 254H123V252L121 253ZM138 254H140V253H138ZM137 254V255H138ZM154 254V253H153ZM164 254V253H163ZM199 254V253H198ZM214 254V253H213ZM218 254V253H217ZM218 254V255H219ZM104 256L105 257V261H106V257L107 256ZM123 255H125V254H123ZM150 255V254H149ZM218 255H216L217 256V258H219L218 257ZM110 256V257H109ZM115 255H113L110 259H108L107 261L108 262H110L111 261V259L113 258H115L114 257ZM117 256V255H116ZM140 256V255H139ZM138 256V257H139ZM142 256H144V255H142ZM142 256H140V257H142ZM220 256V255H219ZM257 256V257H256ZM260 256V257H259ZM104 257H102V258H104ZM126 257V256H125ZM198 257V256H197ZM207 257V256H206ZM211 257V256H210ZM221 257V256H220ZM123 258H124V256H123ZM127 258H129V257H127ZM149 258V257H148ZM152 258V257H151ZM204 258V257H203ZM213 258H214V256H213ZM216 258V259H217ZM222 258V257H221ZM249 258V259H248ZM260 258L263 260H260ZM132 259V258H131ZM140 259V258H139ZM138 259V260H139ZM143 259H146V257L145 258H143ZM153 259V258H152ZM226 259V258H225ZM246 259V260H245ZM102 260V259H101ZM126 260H128V259H126ZM166 260V259H165ZM215 259H213V261H214ZM219 260H221L222 262H223V260L222 259H219ZM243 260H242V262H243ZM102 261H104V260H102ZM101 261V262H102ZM143 261V260H142ZM153 261V260H152ZM204 261H206V260H204ZM208 261V260H207ZM224 261H226V260H224ZM228 261V260H227ZM226 261V262H227ZM107 262V263H108ZM127 262V261H126ZM132 262V261H131ZM134 262H136V260L134 261ZM138 262V261H137ZM144 262V261H143ZM142 262V263H143ZM160 262V261H159ZM168 262V261H167ZM167 262H165L166 264H167ZM193 262V261H192ZM226 262H224L223 264H229V263H226ZM231 262V261H230ZM236 262H238V263H236ZM241 262V261H240ZM250 262V261H249ZM248 262V263H249ZM252 262V261H251ZM250 262V263H251ZM255 262V261H254ZM104 263H106V262H104ZM139 263V262H138ZM141 263V262H140ZM145 263H147L146 262V260H145ZM152 263V262H151ZM150 263V264H151ZM195 263V262H194ZM199 263V262H198ZM216 263V262H215ZM232 263V262H231ZM230 263V264H231ZM249 263V264H250ZM253 263V262H252ZM251 263V264H252ZM111 264H112V262H111ZM163 264V263H162ZM211 264V263H210ZM221 264V263H220ZM241 264V263H240ZM243 264H244V262H243Z\"/></svg>",
  "mask_w": 264,
  "mask_h": 264
},
{
  "label": "crops",
  "instance_id": "3",
  "mask_svg": "<svg viewBox=\"0 0 264 264\" xmlns=\"http://www.w3.org/2000/svg\"><path fill=\"white\" fill-rule=\"evenodd\" d=\"M261 40L264 42V38ZM262 45L260 47L262 51L257 48L256 51L251 52L252 55L249 53V56L242 57V61L239 60L240 63L238 61L232 64L230 70L234 69L229 77L239 73H243L241 76L253 77L262 71L264 43ZM80 122H82L81 127L89 132L84 118ZM84 185L89 188L87 191H84ZM78 186H75L76 191L66 190V188L65 191L56 189L54 194L45 195L43 200L35 205L27 202L23 196H15L13 191L7 198L0 199V233L1 239L6 240L4 247L8 249L3 264H22L21 260L29 258L33 250L39 246L57 249L65 240L70 239V242H75L77 236L74 234L76 237L74 240L70 233L76 229V233L78 232L81 236L86 227L81 222L87 219L88 212H111L112 206L110 207L107 200L94 192L92 178H89L87 183L82 185L83 187L78 188ZM4 230L6 233L2 235Z\"/></svg>",
  "mask_w": 264,
  "mask_h": 264
},
{
  "label": "built area",
  "instance_id": "4",
  "mask_svg": "<svg viewBox=\"0 0 264 264\" xmlns=\"http://www.w3.org/2000/svg\"><path fill=\"white\" fill-rule=\"evenodd\" d=\"M85 264H89V261H87Z\"/></svg>",
  "mask_w": 264,
  "mask_h": 264
}]
</instances>
